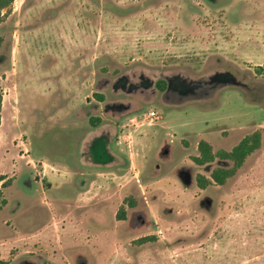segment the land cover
<instances>
[{
  "label": "rangeland",
  "instance_id": "374dc122",
  "mask_svg": "<svg viewBox=\"0 0 264 264\" xmlns=\"http://www.w3.org/2000/svg\"><path fill=\"white\" fill-rule=\"evenodd\" d=\"M0 38V260L264 264V0H16Z\"/></svg>",
  "mask_w": 264,
  "mask_h": 264
},
{
  "label": "trees",
  "instance_id": "16d2710c",
  "mask_svg": "<svg viewBox=\"0 0 264 264\" xmlns=\"http://www.w3.org/2000/svg\"><path fill=\"white\" fill-rule=\"evenodd\" d=\"M16 0H0V24L3 23L7 17V14L11 6L15 3ZM2 39L0 38V44ZM2 106H3V92L0 90V126L2 122ZM91 124H96L94 119L90 120ZM100 122V120H97ZM262 133L256 131L250 135H247L243 138L236 146L230 151L218 150L214 151L212 145L206 141L201 140L198 144V156H194L192 160L198 166H205L209 163L214 162L216 159L223 161H229L232 166L230 168H216L210 178L205 177L202 174L197 176V185L200 189H207L209 186L215 184L219 186H224L229 180L234 178L239 171L245 165L247 159L251 157L255 152H257L262 147ZM12 183L11 179H7L5 176L0 177V196H2L1 189L7 188ZM7 201L4 200L3 204H6ZM134 205L133 203L131 204ZM118 220H126V209L123 206L118 215ZM154 238L151 236H146L139 238L134 241L135 245H145L153 241ZM0 264H10L9 261L0 260Z\"/></svg>",
  "mask_w": 264,
  "mask_h": 264
},
{
  "label": "built area",
  "instance_id": "2783aa9c",
  "mask_svg": "<svg viewBox=\"0 0 264 264\" xmlns=\"http://www.w3.org/2000/svg\"><path fill=\"white\" fill-rule=\"evenodd\" d=\"M160 119V115L156 111H150L149 113L145 114L142 117V120L144 123L142 124L143 126L148 122L149 125H151L153 122L157 121Z\"/></svg>",
  "mask_w": 264,
  "mask_h": 264
}]
</instances>
